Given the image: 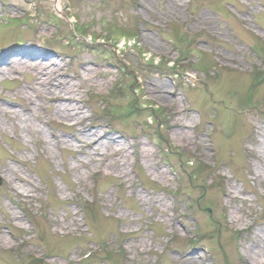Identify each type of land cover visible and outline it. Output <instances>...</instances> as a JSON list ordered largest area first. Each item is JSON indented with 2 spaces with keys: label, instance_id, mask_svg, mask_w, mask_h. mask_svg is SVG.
<instances>
[{
  "label": "rangeland",
  "instance_id": "obj_1",
  "mask_svg": "<svg viewBox=\"0 0 264 264\" xmlns=\"http://www.w3.org/2000/svg\"><path fill=\"white\" fill-rule=\"evenodd\" d=\"M2 57L0 264H264V0H0Z\"/></svg>",
  "mask_w": 264,
  "mask_h": 264
},
{
  "label": "bare ground",
  "instance_id": "obj_2",
  "mask_svg": "<svg viewBox=\"0 0 264 264\" xmlns=\"http://www.w3.org/2000/svg\"><path fill=\"white\" fill-rule=\"evenodd\" d=\"M56 5H57V10L60 11V9H61L60 5H58V4H56ZM145 40H146L145 42H148L151 46H154L155 45V42L153 41V39L146 38ZM35 55H36V53H28L27 52V53H24L23 54V56H24L23 58H24L25 61L27 60V62H30V58L36 57ZM5 58L6 57L0 58V62L1 61L2 62L5 61L6 60ZM38 60H42V57H40ZM39 64L40 63H37V64L32 63V64H30V66H28V65L27 66L29 68H31L32 70H34V69L39 68ZM44 68H46V67H44ZM169 98L170 97H168L165 93H161L159 95V100L162 103L164 102L165 104H168V102H170V99ZM74 109L77 110L76 114H79V108L78 107L77 108L74 107ZM67 115H68V117L71 116L70 114L67 113V114H65V117ZM86 120H87V118H86L85 115L84 116H81L80 119H78V121H79L80 124H82ZM171 127L181 128L182 126L179 123L174 122ZM75 128H76V132H78L80 130L79 127H78V125ZM82 129L85 131V129H87V127L86 128L84 127ZM172 133H174L175 136H179V137L180 136L181 137H186V135H188V133H185V131L183 129L174 130ZM99 139L101 140L102 138L98 136V137H95V139H92V140L89 139L90 146L95 145L96 146V148H94L95 150H97L98 147L101 148V146H102L104 148V150H105L104 151V155H109V157L113 158V164H112V166L116 165L117 162H119L120 159L122 160V158H123L124 155H125V157H127V154L125 153L126 152L125 150H123L121 148L120 149L113 148V149L110 150L109 147H108L109 146V142H104V143L101 144ZM113 141H115L114 138H113ZM143 157L145 158L146 157V154H144ZM93 160L95 161V158L94 157H93ZM122 161L124 162V160H122ZM123 166H125V163H123V164L122 163H119V167L123 168ZM111 168H113V167H111ZM121 174H125V171L122 170ZM156 201L158 202V205L160 207H163L164 205H166V202H164V201H166L165 198H163L162 200L160 199V200H156ZM173 220H176V218L175 217H172L171 218V221H173ZM256 237H258V236L256 235ZM256 237H255L256 242H253L252 245H248L249 248H251V250H255V249L258 250L257 252H254V257H252L253 260H255L256 258H258L259 252H264V245L261 242H259V241L257 242ZM0 238H1V236H0ZM0 240H4V239H0ZM179 263L181 264V262H179ZM202 263L203 262H201L199 258H195V257H193L192 259H188V262H187V264H202Z\"/></svg>",
  "mask_w": 264,
  "mask_h": 264
}]
</instances>
